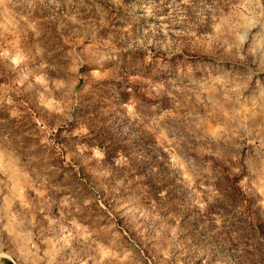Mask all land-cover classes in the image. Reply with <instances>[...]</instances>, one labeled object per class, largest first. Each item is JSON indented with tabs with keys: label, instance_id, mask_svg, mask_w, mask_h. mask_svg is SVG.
<instances>
[{
	"label": "rangeland",
	"instance_id": "obj_1",
	"mask_svg": "<svg viewBox=\"0 0 264 264\" xmlns=\"http://www.w3.org/2000/svg\"><path fill=\"white\" fill-rule=\"evenodd\" d=\"M0 264H264V0H0Z\"/></svg>",
	"mask_w": 264,
	"mask_h": 264
}]
</instances>
